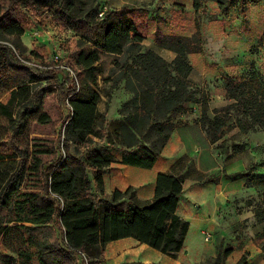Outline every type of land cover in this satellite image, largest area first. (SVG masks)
I'll return each mask as SVG.
<instances>
[{"label": "trees", "instance_id": "obj_1", "mask_svg": "<svg viewBox=\"0 0 264 264\" xmlns=\"http://www.w3.org/2000/svg\"><path fill=\"white\" fill-rule=\"evenodd\" d=\"M58 1L70 23L83 21L82 41L106 54L125 56L115 65L133 98L121 107L114 132L106 131L96 87L98 53L78 50L72 57L78 85L60 91L54 81L60 69L37 74L32 59L45 58L37 50L29 52L21 41L30 27L20 1L0 0V264H101L106 246L127 238L176 259L190 224L178 215L185 187L175 167L156 176L150 201L127 199L128 191L117 189L105 201L98 194L105 190L104 172L116 163L115 156L101 148L88 150L80 159L69 146L87 147L91 138L106 137L109 146L122 149L121 165L152 169L177 129L176 117L200 103L189 79V55L201 53L202 37H158L160 48L176 54L168 62L145 49L144 37L125 11L107 12L101 22L97 0ZM217 1L221 5L223 0ZM237 1L247 5L261 0L229 4ZM200 2L194 0L196 11ZM260 41L264 48V31ZM224 88L232 101L228 108L240 116V130H264V83L259 75L228 78ZM58 96L70 97L72 109L59 136L55 128L63 114ZM201 119L214 132L212 143L224 137L225 117L217 114L211 122L204 110ZM231 253H219L214 264H225ZM81 254L87 262L80 263Z\"/></svg>", "mask_w": 264, "mask_h": 264}, {"label": "rangeland", "instance_id": "obj_2", "mask_svg": "<svg viewBox=\"0 0 264 264\" xmlns=\"http://www.w3.org/2000/svg\"><path fill=\"white\" fill-rule=\"evenodd\" d=\"M18 1L30 27L21 41L29 52L37 50L45 58L42 62L32 59L35 72L41 74L62 66L54 79L60 91L77 87L78 69L73 65V55L78 50L98 53L96 87L102 96L100 114L104 117L105 130L114 132L116 119L121 118V107L133 98L126 87L125 75L115 65L124 62L125 56L106 54L94 43L82 41L83 21L70 23L64 16L61 1ZM229 1H221V7L220 1L201 0L198 11L194 0H97L96 3L98 13L103 7L109 13H127L131 9L129 17L146 37L144 47L148 50H161L158 37L195 34L202 37L201 53L189 55L193 67L189 79L200 103L189 105L188 113L176 117L177 128H182L183 135L177 140V152L175 147L171 148L176 162L170 171L175 167V174L184 179L191 212L204 219L206 225L203 229H192L188 250H182L176 259L165 258L168 261L165 264H214L218 254L227 250L232 253L224 260L225 264L240 261L264 264V130L257 127L247 132L240 130L236 122L240 116L228 108L232 101L224 88L226 79L252 73L259 75L264 83V48L260 41L264 31V0L247 5L239 1L229 4ZM159 54L167 55L165 51ZM69 98L58 96L63 114L62 122L55 128L58 136L64 133L71 116ZM204 110L211 122L217 114L227 120L221 140L211 142L214 132L210 124L201 123ZM91 139L87 147L70 145L69 150L80 159L88 150L101 148L115 156L116 163L104 172L105 190L98 194L100 198L110 201L117 189L128 191L127 199L144 202L153 177L143 169L121 165L122 149L109 146L106 137ZM60 146L63 147L62 141ZM60 154H64L63 149ZM78 260L85 261L81 255Z\"/></svg>", "mask_w": 264, "mask_h": 264}, {"label": "crops", "instance_id": "obj_3", "mask_svg": "<svg viewBox=\"0 0 264 264\" xmlns=\"http://www.w3.org/2000/svg\"><path fill=\"white\" fill-rule=\"evenodd\" d=\"M127 11H128L127 15L128 16L131 15L130 13L132 12V10L128 9ZM134 23H135V26L137 27V30H139L138 24L136 23V21H134ZM142 36L144 37V42H143V45H144L146 41V37L144 35ZM159 51H165L167 55L159 54ZM154 52L161 55L168 62H172L176 57V54L174 52L167 50V49H162V48L161 50L156 49ZM197 114H198V111L196 112V115ZM182 135H183L182 128L181 129L177 128L175 132L173 133L162 156L158 158V160L156 161L154 167L150 170L143 169L144 172L149 173L150 176L153 177L152 181L148 183L149 191H148V195L144 197V201H150L153 197L154 183H155L156 176L160 173L170 172L171 167L175 164L176 155L172 154L173 151H171V148H174L175 146H178L179 148V143H177V140L180 137H182ZM175 148H176L175 151L177 152L178 148L177 147ZM138 169H141V168H138ZM188 198H189L188 195L184 192V195L182 197V200L178 208V215L181 216L184 220H186L190 224V229H189V232L187 234V237L184 243V249H182L183 251L188 250L187 248L188 244L192 240L191 238H193L191 237L192 229L193 230L203 229L206 225V221L204 219H202L201 217H197V216L195 217L193 215L190 209ZM136 243L139 245H136ZM165 258H169V257L132 238H127V239H121V240L109 243L106 246L102 262L104 264H128V263H135V262H140L143 264H165V263H168V261Z\"/></svg>", "mask_w": 264, "mask_h": 264}, {"label": "built area", "instance_id": "obj_4", "mask_svg": "<svg viewBox=\"0 0 264 264\" xmlns=\"http://www.w3.org/2000/svg\"><path fill=\"white\" fill-rule=\"evenodd\" d=\"M107 12H108V8H107V7H103V9L100 11L99 18H100V19H103ZM56 67H57V68H62V66H59V65L56 66ZM68 71L70 72V74H72V77L76 79V75H75V73H74L70 68H68ZM76 80H77V79H76ZM76 84L78 85V80H77ZM69 106H70V105H69ZM70 107H71V106H70ZM81 255H82V257H84L85 262H87V259H86L85 255H84V254H81Z\"/></svg>", "mask_w": 264, "mask_h": 264}]
</instances>
